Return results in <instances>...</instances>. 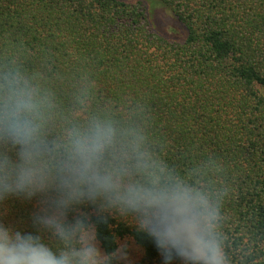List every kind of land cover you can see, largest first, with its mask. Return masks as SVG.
<instances>
[{
  "label": "trees",
  "instance_id": "1",
  "mask_svg": "<svg viewBox=\"0 0 264 264\" xmlns=\"http://www.w3.org/2000/svg\"><path fill=\"white\" fill-rule=\"evenodd\" d=\"M158 1L183 40L156 31L141 0H0V68L50 91L59 117L135 122L151 151L216 195L229 264H264V0ZM42 199L12 196L0 220L38 234ZM78 211L102 251L128 240L141 253L131 264H162L129 221Z\"/></svg>",
  "mask_w": 264,
  "mask_h": 264
},
{
  "label": "clouds",
  "instance_id": "2",
  "mask_svg": "<svg viewBox=\"0 0 264 264\" xmlns=\"http://www.w3.org/2000/svg\"><path fill=\"white\" fill-rule=\"evenodd\" d=\"M147 144L130 120L59 117L50 91L17 67L0 68V204L43 197L38 234L0 220V264H131L126 244L101 250L78 211L85 206L129 221L162 264H229L216 195Z\"/></svg>",
  "mask_w": 264,
  "mask_h": 264
},
{
  "label": "rangeland",
  "instance_id": "3",
  "mask_svg": "<svg viewBox=\"0 0 264 264\" xmlns=\"http://www.w3.org/2000/svg\"><path fill=\"white\" fill-rule=\"evenodd\" d=\"M126 2H137L139 0H122ZM147 4L148 13L153 27L156 31L163 35H167L177 40H183L185 38L184 29L181 24L177 21L172 12L162 5L158 0H141ZM127 245V251L129 259L136 262L140 259L141 253L137 247L125 240L120 243Z\"/></svg>",
  "mask_w": 264,
  "mask_h": 264
}]
</instances>
